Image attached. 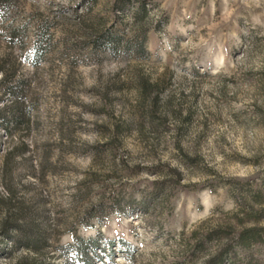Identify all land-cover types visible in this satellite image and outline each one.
<instances>
[{
    "label": "rangeland",
    "instance_id": "1",
    "mask_svg": "<svg viewBox=\"0 0 264 264\" xmlns=\"http://www.w3.org/2000/svg\"><path fill=\"white\" fill-rule=\"evenodd\" d=\"M0 264H264V0H0Z\"/></svg>",
    "mask_w": 264,
    "mask_h": 264
},
{
    "label": "trees",
    "instance_id": "2",
    "mask_svg": "<svg viewBox=\"0 0 264 264\" xmlns=\"http://www.w3.org/2000/svg\"><path fill=\"white\" fill-rule=\"evenodd\" d=\"M33 51H35L34 55L37 57V56L40 54V46H39V45H35ZM146 87H147V85L145 86V88H146ZM144 90H145V89H144ZM155 102H156V98H154V99L152 100V106L155 104ZM154 110H155L154 108L151 109V110L149 111V113L152 115V113H153ZM15 120H18V118L15 117Z\"/></svg>",
    "mask_w": 264,
    "mask_h": 264
}]
</instances>
